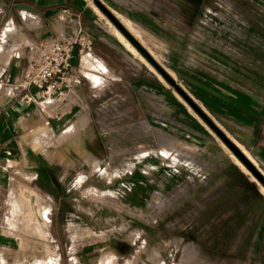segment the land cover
Wrapping results in <instances>:
<instances>
[{"label":"rangeland","instance_id":"rangeland-1","mask_svg":"<svg viewBox=\"0 0 264 264\" xmlns=\"http://www.w3.org/2000/svg\"><path fill=\"white\" fill-rule=\"evenodd\" d=\"M131 1H146L172 20H185L186 30L202 38L204 47L217 48L221 61L250 65L264 77V0ZM18 30L12 26L10 33ZM167 84L171 97L164 101L169 103L101 100L94 104L91 118L77 95L62 96L51 112L73 109L75 122L60 135H44V155L64 167L59 170L62 175L85 174L91 192L100 189L99 196H91L87 223L96 231L90 233L91 240L106 241L108 263L115 258L116 242L139 240L154 242L155 256L165 251L170 264H245L250 256L264 252L253 248L256 231L264 225V195L259 193L263 186L245 165L238 163L245 173L228 165L238 158ZM157 100L162 102V95ZM80 142L91 151L92 163L81 160ZM50 148L53 151L46 152ZM64 154L73 161L63 159ZM19 212L14 215L13 209L7 218L15 243L0 248V264H42L40 259L55 258L47 247L49 226L65 240L67 225L82 221L66 215L48 217L46 210L40 216L28 205ZM44 226L48 238L42 233ZM138 251L142 258L152 250Z\"/></svg>","mask_w":264,"mask_h":264},{"label":"crops","instance_id":"crops-1","mask_svg":"<svg viewBox=\"0 0 264 264\" xmlns=\"http://www.w3.org/2000/svg\"><path fill=\"white\" fill-rule=\"evenodd\" d=\"M99 1L264 174V77L250 65L221 61L217 48L212 44L209 49L204 47L202 38L186 30L185 20H172L146 1ZM94 5V0H0V248L15 243L7 221L12 210L19 215L28 205L40 216L46 210L48 217L66 215L82 220L67 225L65 240L55 236L59 231L49 226L47 247L55 250L56 257L40 259L42 264H170L165 251L155 256L154 242L139 240L116 242L115 258L108 263L106 241L91 240L90 233L96 231L87 223L91 196H99L100 189L95 187L92 193L85 174L62 175L59 170L64 167L55 166L59 163L48 160L43 151L44 135L69 131L76 114L73 109L52 114L57 99L48 109L43 108L40 96L29 104L22 100L25 94L36 96L38 92L21 84L31 47L58 36L69 37L72 28L81 26L94 44L91 51L73 58V74L79 85L71 94L80 98L90 118L94 104L101 100L115 104L169 103L164 101L171 97L165 78L135 47L137 52L126 46L117 28ZM66 9L71 15L64 18ZM12 26L20 30L10 33ZM159 94L162 102L157 100ZM228 165L245 173L238 162ZM259 193L264 195L263 190ZM254 243L253 248L264 251V225L256 231ZM144 248L152 251L139 258L138 250ZM245 264H264V252L250 256Z\"/></svg>","mask_w":264,"mask_h":264},{"label":"built area","instance_id":"built-area-1","mask_svg":"<svg viewBox=\"0 0 264 264\" xmlns=\"http://www.w3.org/2000/svg\"><path fill=\"white\" fill-rule=\"evenodd\" d=\"M64 18L70 16L63 11ZM94 40L81 26L72 28L69 37L58 36L50 41H41L31 47L29 67L21 82L24 87H35L36 96L25 94L22 98L27 104L36 100L59 99L75 91L79 85L73 74V58L93 49Z\"/></svg>","mask_w":264,"mask_h":264},{"label":"water","instance_id":"water-1","mask_svg":"<svg viewBox=\"0 0 264 264\" xmlns=\"http://www.w3.org/2000/svg\"><path fill=\"white\" fill-rule=\"evenodd\" d=\"M102 12L114 23L124 36L136 47V49L156 68V70L182 95V97L196 110V112L208 123V125L227 144L230 150L241 160L250 172L264 186V174L262 171L234 144L228 136L218 127L214 120L195 102V100L152 58L149 52L136 40L130 31L121 23L116 15L99 0H94Z\"/></svg>","mask_w":264,"mask_h":264},{"label":"bare ground","instance_id":"bare-ground-1","mask_svg":"<svg viewBox=\"0 0 264 264\" xmlns=\"http://www.w3.org/2000/svg\"><path fill=\"white\" fill-rule=\"evenodd\" d=\"M117 28V27H116ZM118 29V28H117ZM117 29H116V32H117V34L120 36V38L122 39V41L126 44V46L131 50V51H133V52H137V50L135 49L136 47L133 45H131L129 42H128V40L119 32V31H117ZM135 47V48H134ZM153 66V65H152ZM154 67V66H153ZM50 100H53V103H54V99H45V100H43L42 101V105H43V108H45V109H48V108H50L51 107V105H53V103H52V101H50ZM56 100V99H55ZM81 118H83V116L81 117ZM84 119V118H83ZM85 120V119H84ZM78 153L80 154V158H81V160L83 161H88V162H93V155H92V153H91V151L89 150V149H87V147H86V144L84 143V142H80L79 143V146H78ZM234 154V153H233ZM234 156H236L235 154H234ZM62 157H63V159H65L66 161H68V162H72L73 161V159L72 158H70L68 155H62ZM237 157V156H236ZM238 158V157H237ZM237 161H238V163L242 166V167H244V164L241 162V160L238 158V159H236ZM245 168V167H244ZM247 168V167H246ZM248 169V168H247ZM249 170V169H248ZM250 171V170H249ZM255 177V176H254ZM256 178V177H255ZM262 185V184H261ZM263 186V185H262ZM263 189H264V186H263ZM21 200V199H20ZM22 201V200H21ZM15 219V218H14ZM42 230V233H43V235L44 236H46L47 238H48V235H47V231H46V229H45V226H44V228H42L41 229ZM52 252V254H55V250H52L51 251ZM53 256H55V255H53Z\"/></svg>","mask_w":264,"mask_h":264}]
</instances>
